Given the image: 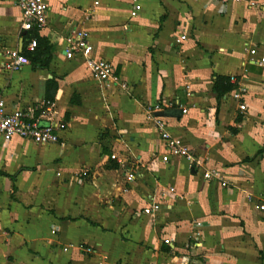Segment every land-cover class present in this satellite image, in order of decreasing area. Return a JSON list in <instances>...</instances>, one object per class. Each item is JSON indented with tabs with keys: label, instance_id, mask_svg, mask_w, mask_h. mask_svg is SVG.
Instances as JSON below:
<instances>
[{
	"label": "crops",
	"instance_id": "0c3cea01",
	"mask_svg": "<svg viewBox=\"0 0 264 264\" xmlns=\"http://www.w3.org/2000/svg\"><path fill=\"white\" fill-rule=\"evenodd\" d=\"M45 1L51 60L11 71L0 55V100L34 116L51 105L64 127L51 144L0 138V264H264V0ZM22 21L0 0V51H32ZM73 28L119 82L66 57ZM157 102L203 167L161 159ZM153 198L156 215L141 213Z\"/></svg>",
	"mask_w": 264,
	"mask_h": 264
},
{
	"label": "built area",
	"instance_id": "2783aa9c",
	"mask_svg": "<svg viewBox=\"0 0 264 264\" xmlns=\"http://www.w3.org/2000/svg\"><path fill=\"white\" fill-rule=\"evenodd\" d=\"M22 10V27L26 31L38 29L39 31L48 24L49 6L45 0H13ZM222 4L241 3L247 0H217ZM141 5L136 4L131 15L136 16L140 11ZM89 31L84 28H73L65 37L64 52L67 58L71 59L81 56L87 63L92 76L103 83L119 82L120 77L116 72L113 62L104 58H95L93 56V44L90 41ZM186 36L183 35L181 39ZM181 39H177L180 42ZM38 46V40L33 38L28 45L30 50ZM252 54H257L256 49H251ZM0 55L8 58L5 67L11 71L20 70L24 65L30 63V60L18 49H6L0 51ZM260 65L264 64V57L258 59ZM190 95V93H189ZM241 93L234 92L236 98L241 97ZM245 108V105H241ZM165 110L161 102H157L147 108V117L152 120L155 127L160 133V137L164 143V152L161 159L164 162H170L173 157H184L189 160L191 166L203 167L204 160L196 155L195 150L189 146L182 138L177 137L169 132L163 117L157 115ZM183 112H187V108H182ZM47 121L46 125H41V121ZM64 127L63 122L57 120L52 115L51 105L39 115L34 116L31 112L24 109L8 110L5 101L0 100V138L10 140L14 137H20L33 140L37 144L56 143L59 139V131ZM113 158L116 155H112ZM203 179L206 181L216 180L223 187L231 188L229 180L225 177L222 170L217 168H207L202 172ZM135 174L131 172L128 175L129 180H133ZM170 192H174L173 186L169 187ZM159 211V205L154 202L145 206L141 213L149 216H155ZM200 226L201 222H197Z\"/></svg>",
	"mask_w": 264,
	"mask_h": 264
},
{
	"label": "trees",
	"instance_id": "16d2710c",
	"mask_svg": "<svg viewBox=\"0 0 264 264\" xmlns=\"http://www.w3.org/2000/svg\"><path fill=\"white\" fill-rule=\"evenodd\" d=\"M27 41H31L33 38H36L38 40V46L34 48L31 52L24 49L22 53L27 56L32 63H34L37 66H47L51 60V54H50V48L48 46V40L41 36L38 29L30 30L27 34ZM219 81L227 83L226 86H224L223 91H228L232 89L234 86L230 83L229 79L226 77L219 78ZM51 84L53 82L51 81ZM55 89V88H54ZM54 93L48 92L47 94V100L48 101H54Z\"/></svg>",
	"mask_w": 264,
	"mask_h": 264
},
{
	"label": "water",
	"instance_id": "95a60500",
	"mask_svg": "<svg viewBox=\"0 0 264 264\" xmlns=\"http://www.w3.org/2000/svg\"><path fill=\"white\" fill-rule=\"evenodd\" d=\"M157 115H160V116H166V115H168V112H159V113H157ZM47 124V121H45V120H42L41 121V125L43 126V125H46Z\"/></svg>",
	"mask_w": 264,
	"mask_h": 264
}]
</instances>
